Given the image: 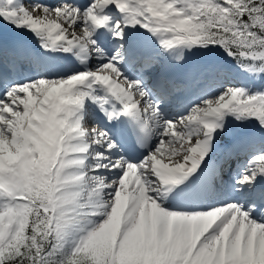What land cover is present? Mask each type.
I'll return each mask as SVG.
<instances>
[{
  "label": "snow or ice",
  "instance_id": "1",
  "mask_svg": "<svg viewBox=\"0 0 264 264\" xmlns=\"http://www.w3.org/2000/svg\"><path fill=\"white\" fill-rule=\"evenodd\" d=\"M0 20L62 54L24 79L34 54L0 34V264H264V83L174 74L209 49L264 80V0H6ZM202 187L208 210L165 207Z\"/></svg>",
  "mask_w": 264,
  "mask_h": 264
},
{
  "label": "bare ground",
  "instance_id": "2",
  "mask_svg": "<svg viewBox=\"0 0 264 264\" xmlns=\"http://www.w3.org/2000/svg\"><path fill=\"white\" fill-rule=\"evenodd\" d=\"M28 1L30 2V0H28ZM36 2L47 3V4L51 5L53 3V0H36ZM131 32L134 34V37H133L134 39H138L139 36H143L144 38H141L139 40H145V41L146 40H153V38L150 37L149 34H147V33L137 34V32L141 33V29H132ZM30 36L31 35L29 34L27 37H30ZM9 38H11V40L13 42H19V43L23 44L24 46L29 48L32 53H34V52L40 53V58L35 57L36 63L30 64V66H31V67H29V69L31 70V73L29 75L30 77H36V76L40 75L41 73L56 72V70H58L57 63L55 62V60L52 57L53 56H59L60 53H55V54H51L52 56H47L43 53V50H41V48L38 49V47H37L38 50L32 49L33 42L38 43L36 41L35 37H32V39L31 38L29 39V38L24 37V35H21L20 33L18 35H16L15 33H12ZM155 46L157 48L159 47L158 45H155ZM41 54H42V56H41ZM184 55H185L186 61H185L182 68L174 69V74H176V75H180L181 73L186 72L188 69H190L192 66H194L196 64H202L203 61H205V59L208 58V57H206L207 56L206 53L196 52L194 50H193V53L185 52ZM42 61L44 63H46V65H45L46 69H44L42 67V64H43ZM54 65H56V66H54ZM19 75H20V73H19ZM205 84H206V82H204L203 84L196 87L198 92H199V95H196V97L193 93H190L187 98L182 97L183 104L184 105H191L192 103L198 101L199 98L202 95H204V93H205V89H204ZM91 122L94 124L96 123L95 120L89 118L86 126L89 127L92 124ZM103 123H105V121H103V118H101V124H103ZM231 124H232V122L228 118V125L227 126L230 128ZM196 191H197V189H189V190H186L184 192H181L174 199L173 198L168 199L165 202V207L174 208V209H180L181 207H186L187 205H191L192 207H194L196 200L193 199L194 198L193 195L196 193ZM209 195L214 197V202H215V199L217 197L211 193H209ZM235 199L236 200H233L234 202H239V200H240V201L245 203V200L240 195H238V197ZM183 204H186V205H183ZM203 206L208 207L207 205H203ZM245 206L248 207L247 204ZM195 209L198 210L199 207H196ZM206 210H208V209H206ZM206 210H203V211H206Z\"/></svg>",
  "mask_w": 264,
  "mask_h": 264
},
{
  "label": "rangeland",
  "instance_id": "3",
  "mask_svg": "<svg viewBox=\"0 0 264 264\" xmlns=\"http://www.w3.org/2000/svg\"><path fill=\"white\" fill-rule=\"evenodd\" d=\"M6 2V0H0V6H2L4 3ZM22 2H24V3H28L29 1L28 0H22ZM12 33H15L16 35H18L19 33L21 34V35H24V37H26V38H31L32 39V35H31V33H28V32H24V31H22V30H20V31H18V30H16V29H14V28H12L10 25H5L4 23H3V21L2 20H0V34H3L5 37H10L11 36V34ZM142 33H145L144 32V30L143 29H141V33H139V32H137V34H142ZM10 34V35H9ZM31 35L30 37H27L28 35ZM141 38H144L143 36H139L138 37V40L139 39H141ZM38 42V41H37ZM37 47L40 49V45H39V42L38 43H34L33 42V45H32V49H36V50H38L37 49ZM42 50V49H41ZM194 51H196V52H201V53H206L207 54V56L206 57H208L207 59H205V61H203V63H205V62H208V61H211V62H215V63H220V64H225L230 70H235V78H234V80L236 81V82H234L233 84L235 85V86H247V85H244L243 84V82H245V81H250L244 74V78L243 79H241V78H239V74H240V72H239V70L238 69H236L235 68V63L234 62H232V61H230L229 59H227V58H225L223 55H222V53L221 52H219L218 50H209V49H200V50H196V49H194ZM34 54V56L36 57V58H38V54H39V56H40V53L39 52H34L33 53ZM46 55V54H45ZM47 55H50V56H52L51 54H47ZM60 55H62L61 53H60ZM41 56H42V54H41ZM29 67H31L30 65H28ZM54 66H56V65H54ZM38 78V77H37ZM241 79V80H240ZM242 82V83H241ZM205 86H207V88L209 89V90H211V91H214L215 90V88L218 86L217 84H216V82H215V84H210L209 82H206V84H205ZM229 86H232V85H229ZM250 88H253L252 86H249ZM206 88V91H209L208 89ZM190 93H193L194 95H195V97H196V95H199V92H198V90H197V88L195 87V88H193L186 96H184V98H187L188 97V95L190 94ZM208 93V92H207ZM229 119H230V121L232 122V124H231V126H230V128H232L233 129V131L234 132H240V131H243L245 128L246 129H248V130H251V128H252V126H253V124H254V122H243V124L241 123V122H238V121H235L234 119H232L231 117H229ZM95 126V124L94 123H92L88 128L89 129H91L92 127H94ZM221 137L223 138V134H221ZM242 198H244L242 195H240ZM238 196H236L235 195V198H237ZM214 198V197H213ZM239 203H242V204H244V202H242V201H239ZM248 205V204H247Z\"/></svg>",
  "mask_w": 264,
  "mask_h": 264
},
{
  "label": "trees",
  "instance_id": "4",
  "mask_svg": "<svg viewBox=\"0 0 264 264\" xmlns=\"http://www.w3.org/2000/svg\"><path fill=\"white\" fill-rule=\"evenodd\" d=\"M219 52H221L222 53V55L225 57V58H227V59H229L230 61H232L222 50H218ZM232 62H234L235 63V61H232ZM258 82H264V80H262V81H258Z\"/></svg>",
  "mask_w": 264,
  "mask_h": 264
}]
</instances>
